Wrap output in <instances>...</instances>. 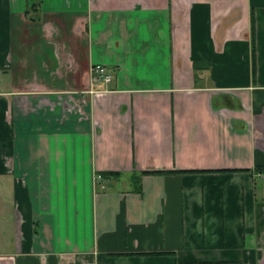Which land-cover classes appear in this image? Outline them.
I'll use <instances>...</instances> for the list:
<instances>
[{
	"label": "crops",
	"instance_id": "crops-1",
	"mask_svg": "<svg viewBox=\"0 0 264 264\" xmlns=\"http://www.w3.org/2000/svg\"><path fill=\"white\" fill-rule=\"evenodd\" d=\"M34 2L0 0V264H264V0Z\"/></svg>",
	"mask_w": 264,
	"mask_h": 264
},
{
	"label": "built area",
	"instance_id": "built-area-1",
	"mask_svg": "<svg viewBox=\"0 0 264 264\" xmlns=\"http://www.w3.org/2000/svg\"><path fill=\"white\" fill-rule=\"evenodd\" d=\"M91 80L93 82H102L103 84L107 85L111 82L112 74L107 67L103 65H95L91 67L90 70ZM101 180V176H95V181L98 182Z\"/></svg>",
	"mask_w": 264,
	"mask_h": 264
},
{
	"label": "trees",
	"instance_id": "trees-1",
	"mask_svg": "<svg viewBox=\"0 0 264 264\" xmlns=\"http://www.w3.org/2000/svg\"><path fill=\"white\" fill-rule=\"evenodd\" d=\"M27 1L30 2L29 10H30V8H33L36 6L34 0H27ZM253 33H254V21L251 20V34H253ZM252 45H253V43H252ZM253 54H254V49H252L253 69H254V55ZM151 174H166V173L165 172H143L141 175H151ZM113 175H115V174L105 173V174H101V177L106 178L107 176H113Z\"/></svg>",
	"mask_w": 264,
	"mask_h": 264
}]
</instances>
